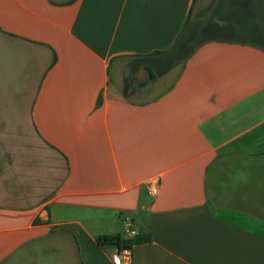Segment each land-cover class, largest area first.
Wrapping results in <instances>:
<instances>
[{
  "label": "crops",
  "instance_id": "0c3cea01",
  "mask_svg": "<svg viewBox=\"0 0 264 264\" xmlns=\"http://www.w3.org/2000/svg\"><path fill=\"white\" fill-rule=\"evenodd\" d=\"M257 37L264 0H0V264H264Z\"/></svg>",
  "mask_w": 264,
  "mask_h": 264
},
{
  "label": "trees",
  "instance_id": "16d2710c",
  "mask_svg": "<svg viewBox=\"0 0 264 264\" xmlns=\"http://www.w3.org/2000/svg\"><path fill=\"white\" fill-rule=\"evenodd\" d=\"M152 241L151 233H139L134 237H130L127 231L114 235H100L96 238V243L99 247H113L117 251L132 249L136 245L149 243Z\"/></svg>",
  "mask_w": 264,
  "mask_h": 264
},
{
  "label": "built area",
  "instance_id": "2783aa9c",
  "mask_svg": "<svg viewBox=\"0 0 264 264\" xmlns=\"http://www.w3.org/2000/svg\"><path fill=\"white\" fill-rule=\"evenodd\" d=\"M158 192V190L156 188L152 189V194L156 195ZM127 233L130 235V236H134L136 233L132 230H127ZM118 255L125 258V259H128L130 260L131 257H132V253H131V249H125V250H122V251H118Z\"/></svg>",
  "mask_w": 264,
  "mask_h": 264
},
{
  "label": "rangeland",
  "instance_id": "374dc122",
  "mask_svg": "<svg viewBox=\"0 0 264 264\" xmlns=\"http://www.w3.org/2000/svg\"><path fill=\"white\" fill-rule=\"evenodd\" d=\"M257 40H258L259 42H261V43H264V41L261 40L259 37H257ZM108 225H109L111 228H113V226H111L109 223H108ZM121 233H122V232H121Z\"/></svg>",
  "mask_w": 264,
  "mask_h": 264
},
{
  "label": "snow or ice",
  "instance_id": "6c2138e0",
  "mask_svg": "<svg viewBox=\"0 0 264 264\" xmlns=\"http://www.w3.org/2000/svg\"><path fill=\"white\" fill-rule=\"evenodd\" d=\"M117 264H119V262L117 261Z\"/></svg>",
  "mask_w": 264,
  "mask_h": 264
}]
</instances>
